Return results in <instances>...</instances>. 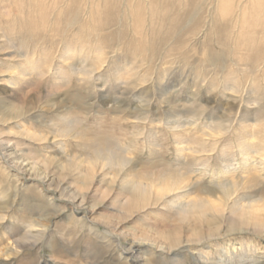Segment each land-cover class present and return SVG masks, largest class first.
<instances>
[{
  "label": "rangeland",
  "instance_id": "374dc122",
  "mask_svg": "<svg viewBox=\"0 0 264 264\" xmlns=\"http://www.w3.org/2000/svg\"><path fill=\"white\" fill-rule=\"evenodd\" d=\"M55 1L0 0V140L52 179L0 160V264H264V0H114L96 42L105 0ZM125 179L164 201L124 208L140 197ZM177 201L200 204L183 215ZM189 228L215 237L169 254L128 241Z\"/></svg>",
  "mask_w": 264,
  "mask_h": 264
},
{
  "label": "bare ground",
  "instance_id": "6f19581e",
  "mask_svg": "<svg viewBox=\"0 0 264 264\" xmlns=\"http://www.w3.org/2000/svg\"><path fill=\"white\" fill-rule=\"evenodd\" d=\"M148 1V0H147ZM255 1V0H254ZM258 1V0H257ZM256 1V2H257ZM56 2V4H57V0L55 1ZM150 3V9H152L153 8V3L154 2H149ZM258 3L260 4V2L258 1ZM259 4H257V5H259ZM114 5H115V2H114V0H105V6H103V10L102 11H98V16H99V27H100V32H99V34L98 35H96V36H94V34H93V36H92V34L90 35L89 34V37L91 38L90 40H92V41H94V42H96V41H100V37L103 35V34H105V35H109L108 33H109V31L110 30H113V28H115V26H116V22H117V12L115 11V7H114ZM225 7H226V4H225ZM259 7V6H258ZM155 8V7H154ZM140 8L138 7V8H136L135 10L137 11V18H135L134 20H133V24H132V28H133V30L135 31V32H138V29L139 28H141V24L143 23V21H142V17H141V15H140V10H139ZM255 9V8H254ZM263 9V8H262ZM264 10V9H263ZM254 10H252L251 12H253ZM256 11V10H255ZM254 11V12H255ZM223 12H225V11H223ZM229 12V11H228ZM259 12H260V9H259ZM262 12V11H261ZM97 13V12H96ZM154 13V12H153ZM256 13V12H255ZM254 13V14H255ZM246 14V13H245ZM258 14V13H257ZM260 14V13H259ZM153 15V14H152ZM248 14H246V16H247ZM154 16H155V13H154ZM244 16V15H243ZM251 16V15H250ZM249 16V17H250ZM257 16V15H256ZM259 17L261 16V15H258ZM153 17V16H152ZM175 17V16H174ZM245 17V16H244ZM254 17H255V15H254ZM241 18H242V15H241ZM247 18H248V16H247ZM250 19H252V17H250ZM257 19H258V17H257ZM94 20V19H93ZM248 21V19H244V21ZM253 20V19H252ZM260 20H261V18H260ZM245 21V22H246ZM253 22H254V20H253ZM257 23H259V21H256ZM256 23V24H257ZM231 24V23H230ZM244 24V23H243ZM249 24V23H248ZM255 25V22H254V24H253V26ZM258 25V24H257ZM240 26H241V24H240ZM246 26V25H245ZM143 28V27H142ZM239 28V27H238ZM241 28V27H240ZM243 28V27H242ZM245 28V27H244ZM250 28H252V25H251V27ZM255 28H257L256 26H255ZM246 29V28H245ZM257 29H259V28H257ZM251 30V29H250ZM241 31V33H240V37L242 38H240L241 40H242V42H241V44L240 45H242L245 49L246 48H248L247 47V43L246 42H248L247 41V39L245 38V39H243V37H245V35H243L242 34V30H240ZM245 31V30H244ZM246 32H247V30H246ZM251 32V31H250ZM229 33V32H228ZM227 33V34H228ZM249 33V32H248ZM254 33V32H253ZM253 33H251V34H253ZM247 34V33H246ZM251 34H250V36H251ZM238 35V34H237ZM110 36V35H109ZM239 36V35H238ZM247 36V35H246ZM248 36H249V34H248ZM249 36V37H250ZM252 36H254V35H252ZM4 39V38H3ZM105 39H108L107 37H105ZM2 43V42H1ZM252 43V42H251ZM6 44V43H5ZM87 44V43H86ZM12 48V47H11ZM12 50H14V49H12ZM3 53H4V51H3ZM3 53H1V54H3ZM69 53H71V51H70V49L68 48L66 51H64L63 53H62V55H63V57H68V60H70V58H69ZM171 53V52H170ZM17 55V54H16ZM254 56H256L255 54H254ZM14 57H16V56H14ZM67 59V58H66ZM65 59V61L67 62V60ZM26 63V62H25ZM68 63V62H67ZM27 64V63H26ZM34 69L35 68H33V69H31V70H33L34 71ZM32 71V72H33ZM37 71V70H36ZM91 77V76H90ZM29 81V80H28ZM38 97V96H37ZM27 106V105H26ZM56 106V105H55ZM15 107H17V106H14V111H15ZM25 107V106H24ZM35 108V107H34ZM21 109H19V110H16V111H20ZM26 110V109H25ZM17 112V113H18ZM27 112V111H26ZM26 112L24 113V114H26ZM21 113V112H20ZM22 114H19L17 117H13V113H12V117H13V119H22ZM180 126V125H179ZM70 128V127H69ZM180 128V127H179ZM64 134H68V131H64L63 132ZM29 135V134H28ZM1 137H2V135H1ZM4 137V136H3ZM39 137V136H38ZM5 138V137H4ZM30 138V137H29ZM28 138V139H29ZM43 138V137H42ZM44 139V138H43ZM46 139V138H45ZM47 140V139H46ZM36 141H43V140H39V139H37ZM11 141H7V140H0V150H1V154H0V160H2V159H4V160H6V164H7V169H10V168H12L13 169V171H14V176L16 177V178H20V176H26L27 177V179H29V180H31V181H40V182H42V183H48L49 181H51L52 179H50L49 178V176L47 175V174H45L44 172H41V170L39 169V167L37 166V165H35V164H32V163H28L27 162V160L26 159H24L23 158V156H20V155H18L17 154V151L16 152H14L13 151V149H11ZM113 155V154H112ZM29 157V156H28ZM105 158H107V157H105ZM32 160V159H31ZM107 160V162L109 163V165L111 164V162L112 161H116L117 162V159L114 157V156H112L111 158H109V159H106ZM123 160V159H122ZM121 160V163L119 164L118 162H117V164L115 165V166H126V164H127V162H125V161H122ZM125 160V159H124ZM127 160V159H126ZM28 161H29V159H28ZM54 161V160H53ZM36 164H38L37 162H35ZM103 163H105V161L103 162ZM59 164V163H58ZM62 164V163H61ZM94 164H97L98 165V163H95L94 162ZM73 165V164H72ZM78 165V163L76 164V166ZM108 165V166H109ZM58 166V165H57ZM70 167H73V166H71V165H69ZM103 166V165H102ZM89 167H91V166H89ZM107 167V166H106ZM127 167V166H126ZM61 168V167H60ZM69 168V167H68ZM74 169H76L75 167H73ZM78 168V167H77ZM80 168V167H79ZM97 168V167H96ZM99 168V167H98ZM103 168V167H102ZM116 168V167H115ZM44 169V168H43ZM73 169V170H74ZM120 170H121V168H119ZM80 169H78V171H79ZM97 171V170H96ZM117 171V170H116ZM48 173V172H47ZM51 173V172H50ZM81 173V172H80ZM92 173H95V172H92ZM122 173V172H121ZM182 175V174H181ZM83 176V175H82ZM187 178H182L181 180H179V182H176V183H173V184H169V185H167L166 187H162L163 186V184L161 185V187H160V189H161V191H163V192H168V194H171V193H173V192H175V191H181V190H183L184 191V189L185 188H187L186 186H185V180H186ZM177 180V179H176ZM117 181V180H116ZM127 181L128 182H131L132 181V184H133V189H135V190H138L137 191V193H138V195H140V197L137 199V200H135V199H132V200H129V201H127V203L125 204V206H124V208L125 207H127V208H130V209H133V208H136V207H139V206H143L142 207V210H145L144 211V213L145 212H147L149 209H151L153 206H157L160 202H162V201H164V200H161V197H160V199L159 200H157L156 202H155V204L153 203V204H151L149 201H148V194L151 192H149V189L150 188H137V185H138V181H135V180H130V179H125V182H126V184H127ZM39 182V183H40ZM172 182V181H171ZM47 185V184H46ZM48 186V185H47ZM79 186H80V184H79ZM83 186V185H82ZM80 188H82V187H80ZM132 188V187H131ZM232 188V187H231ZM60 189V188H59ZM132 189V190H133ZM151 189H153V190H155L154 188H151ZM150 189V190H151ZM157 189V188H156ZM53 190V189H52ZM55 191H57L58 192V190H55ZM155 191H157V190H155ZM160 190L158 189V191L157 192H159ZM227 192H228V194L230 193V191L229 190H226ZM66 192V191H65ZM79 192H81V189H80V191ZM149 192V193H148ZM75 193H76V191H75ZM154 193V192H153ZM158 194V193H157ZM161 194H163L162 192H161ZM167 194V193H166ZM174 194V193H173ZM230 195V194H229ZM232 195V194H231ZM69 196V195H68ZM167 196H169V195H167ZM165 197H166V195H165ZM227 197H228V195H227ZM230 197V196H229ZM66 198H68V197H66ZM70 198V197H69ZM167 198V197H166ZM231 198V197H230ZM69 200H71V199H69ZM73 200V199H72ZM91 200V199H90ZM154 200V199H153ZM227 201H229V199L227 200ZM74 203L77 205L78 204V206H79V208H83V209H85V210H87L88 211V213L90 214V216L91 217H95L96 218V214H97V211L95 210V209H93V208H90V206H89V199H88V196H87V194H82L81 193V196L78 198V197H74ZM197 204H200V203H194V204H188V203H183V202H179V201H177V202H175V205H176V208L177 209H179V211H182V213H183V215H191V213H192V211H193V209L195 208V206H197ZM247 206V205H246ZM250 206H247V207H241V210H246L247 208H249ZM252 208V207H251ZM196 209V208H195ZM134 211V210H133ZM140 213V211H138V212H135L134 214L135 215H137V214H139ZM112 216V215H111ZM130 216V215H129ZM114 218H115V215L113 216ZM113 217H108L107 219V222L105 221V223H106V225H107V227L108 228H110V229H112V230H114L115 232H122L123 231V225L124 224H121L120 222H118L117 224H115V222L113 221ZM132 217H133V215H132ZM120 219H122V218H120ZM186 219H187V217H186ZM98 220V222H100V223H102L103 222V220L104 219H97ZM104 223V224H105ZM183 229V228H182ZM190 229V228H189ZM192 230V231H191ZM183 231V230H182ZM202 230H195V229H190V231L189 232H191L190 234H191V236L189 235V236H187V235H185L184 237L183 236H181V232H166V233H159V235L161 236V237H163L164 238V241H166V243L164 244V243H161V242H159V243H155V242H151V241H148V240H145V239H140V238H132V239H129L128 241L130 242V245H131V249L132 250H134L135 252L137 251L138 253L139 252H142V251H144L145 249H149V250H156V251H161V252H164V253H172L173 251H177V249H180V248H182L183 246H189V245H191V244H200V243H202V242H204V239H206V240H209L210 238H212V236H214L213 234H215V231L213 230V229H211V231H210V233L208 234V235H206V236H208V237H210V238H205V235L201 232ZM143 232V231H142ZM147 233V232H146ZM123 234V233H122ZM129 234V233H128ZM135 234V233H134ZM157 234V233H156ZM132 235V234H131ZM152 235V234H151ZM155 236V235H154ZM131 237V236H130ZM136 237V236H135ZM141 237V236H140ZM151 237V236H150ZM156 237V236H155ZM215 237V236H214ZM152 238V237H151ZM156 239V238H155ZM17 243V242H16ZM22 244V243H21ZM16 245V244H15ZM22 246V245H21ZM2 250V249H1ZM4 251V250H3ZM12 252H16V253H18L19 252V249H18V246L16 247V248H14V249H10L9 250V252H5L4 253V255L3 256H10V253H12Z\"/></svg>",
  "mask_w": 264,
  "mask_h": 264
}]
</instances>
